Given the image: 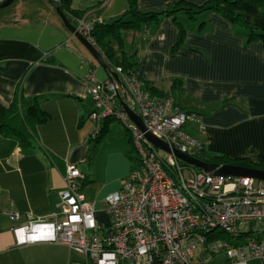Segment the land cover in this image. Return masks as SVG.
Segmentation results:
<instances>
[{"label": "crops", "instance_id": "0c3cea01", "mask_svg": "<svg viewBox=\"0 0 264 264\" xmlns=\"http://www.w3.org/2000/svg\"><path fill=\"white\" fill-rule=\"evenodd\" d=\"M19 1L12 10L0 11V106L8 109L15 99L18 103L16 113L6 119L11 130L6 135L0 129V264H88L84 254L64 244L17 246L13 233L17 223L9 212L48 220L59 211L67 165L81 170L88 163L91 170L80 171L81 190L94 206L98 224L106 227L105 201L121 188L131 169L126 157L130 142L125 133L126 142L116 136V149L105 157L104 181L93 178L97 160L94 154L90 163L89 156L96 126L90 120L93 103L86 81L94 75L105 82L111 75L72 36L48 0H30L27 6ZM181 1L202 6L207 0H137V6L141 11L160 12ZM127 8V0H71V10L105 23ZM237 11L264 32V11L258 5L243 1ZM66 16L76 26L77 18L68 12ZM177 20L186 34L174 55L178 30L172 18H163L149 34L123 33L125 52L137 64L143 89L147 91V84L156 87L183 111L196 115L187 124L188 134L187 125L183 131L202 142L206 157L260 164L264 159V42H249L246 30L216 12L196 21L179 14ZM120 94L124 98L123 88ZM35 106L48 113L46 121L28 118L27 111Z\"/></svg>", "mask_w": 264, "mask_h": 264}, {"label": "built area", "instance_id": "2783aa9c", "mask_svg": "<svg viewBox=\"0 0 264 264\" xmlns=\"http://www.w3.org/2000/svg\"><path fill=\"white\" fill-rule=\"evenodd\" d=\"M102 22L83 16L75 27L95 46L91 33ZM114 70L121 83L114 78L100 82L94 75L86 81L93 138L105 119L115 118L138 155L136 168L105 201L111 227L98 224L81 190L84 176L69 164L58 212L48 220L9 212L17 223V246L64 244L84 254L88 264H264V181L215 176L177 159L174 152L196 159L203 153L202 142L183 131L196 115L170 99L153 97L143 89L139 72ZM124 105L141 118L145 132L129 119ZM147 133L170 152L153 145Z\"/></svg>", "mask_w": 264, "mask_h": 264}, {"label": "trees", "instance_id": "16d2710c", "mask_svg": "<svg viewBox=\"0 0 264 264\" xmlns=\"http://www.w3.org/2000/svg\"><path fill=\"white\" fill-rule=\"evenodd\" d=\"M243 1H249L252 4L258 5L264 11V0H207L206 3L202 6H196L181 1L160 12L141 11L137 6V0H127V10L109 23H105L103 21L102 24H97L91 33V38L96 48L99 49L101 55L109 63V65L114 69L121 68L122 71L127 75L139 72V69L137 70V64L133 61L132 58L128 57L125 52L123 33L127 31H143L149 34L153 27H157L160 25V23L163 21V18H172L178 30V41L172 49V54L174 55L179 51V48H181L186 34L185 28L177 20L179 14H185L190 20L196 21L199 16L203 14L216 12L222 15L226 20H228L235 26L241 27L246 30L249 42L252 40H261L264 42V32H259L258 30H256L249 22H247L243 18L242 14L237 11V8ZM60 8L65 13V15L66 12L74 15L76 18H82L85 15L84 13L71 10V0H61ZM109 79H113V77L109 76ZM173 83L174 89L177 80H175ZM178 86L181 88V81L178 82ZM146 88L153 97L168 99L166 97V94L156 87H150L147 84ZM16 101L17 100L15 99V102L8 109H4L2 106H0V129L3 134L7 135V132L11 130L6 123V119L7 116L16 113L15 110L18 106V103ZM118 106L120 107L119 104ZM27 116L34 122L37 121V123H42L49 117L48 113L40 110L36 106L31 107L27 111ZM114 120L116 119L107 118L103 121L100 134L92 140L94 146L102 142L103 139L107 136V134L109 133L110 123ZM128 140L130 141V143H132L130 136ZM91 150L89 161L91 160ZM197 159L220 166L232 165L264 171V159L258 165L252 164L246 160L233 161L226 157L208 158L203 153L200 154Z\"/></svg>", "mask_w": 264, "mask_h": 264}, {"label": "water", "instance_id": "95a60500", "mask_svg": "<svg viewBox=\"0 0 264 264\" xmlns=\"http://www.w3.org/2000/svg\"><path fill=\"white\" fill-rule=\"evenodd\" d=\"M49 3L52 5L56 13L60 16L62 21L64 22L66 28L68 31L77 38V40L86 48V50L92 55L94 60L104 69L106 70L116 81L121 83L119 76L115 72L114 68L109 65V63L104 59V57L101 55L98 48H96L88 39H86L78 30L77 28L70 23V21L67 19V16L65 13L61 10L60 4L55 2V0H48ZM15 0H5L0 4V10L5 9L9 6H11ZM124 109L129 117V119L136 124L143 132L146 131L143 122L141 118L136 114L134 110H132L130 107L124 105ZM148 140L158 147L159 149L165 150L167 152H170L169 147L153 137L150 133L146 134ZM177 159L183 161L184 163L188 165H192L197 169H201L205 172L212 173L215 176H221V177H231V178H250V179H256L258 181H264V171L263 170H255V169H248L244 167L239 166H220L216 164L207 163L204 161H201L199 159L193 158L191 156H187L184 154H181L179 152H174Z\"/></svg>", "mask_w": 264, "mask_h": 264}, {"label": "rangeland", "instance_id": "374dc122", "mask_svg": "<svg viewBox=\"0 0 264 264\" xmlns=\"http://www.w3.org/2000/svg\"><path fill=\"white\" fill-rule=\"evenodd\" d=\"M19 0H17L16 2H15V4H13L11 7L9 6V7H7V8H5V9H2V10H0V11H2V12H4V10H12V8H14V6H17L18 4H19ZM24 4H25V6H27V5H29L30 4V0H24ZM126 47H124V49H125ZM127 50V53L128 54H130L131 53V46L128 48V49H126ZM189 124H191V122H188V125ZM186 126L185 127V132H186V130H188V127L190 126ZM109 129H110V132L108 133V135L106 136V141L102 144V146L100 147V149H99V151H98V153H97V155H96V153L95 152H97L96 151V149H97V146L98 145H96V146H94V143L92 142V143H90L91 144V160H90V163L92 162V160H93V157H92V153H93V156H94V154H95V156H96V158H95V160H97V163H96V168H95V171H96V173H92V175L94 176L93 178H95L98 182H100V183H102L103 181H104V173H105V167H106V164H105V161H106V155L109 153V152H111V151H114L116 148H114V144H117V142H118V140L116 139V136H120V137H122V138H124V140H125V142H126V139H125V137H124V135H123V133H125L126 135H127V138H129V133H128V131L126 130V128L123 126V124L121 123V122H119L118 120H114V121H112L111 123H110V127H109ZM189 131V130H188ZM187 134H188V132H186ZM194 133H197V131L195 132L194 131ZM190 134V133H189ZM199 134V133H198ZM103 140H105V139H103ZM130 142V141H129ZM124 143V142H123ZM127 146H128V153H126V157H127V159H128V161H129V163H131V169H130V171H132V170H134L135 168H136V165H137V157H138V155H137V152H136V150H135V148H134V146L132 145V143H127ZM96 147V148H95ZM95 148V149H94ZM93 149H94V151H93ZM120 150V149H119ZM119 150H117V151H119ZM94 156V157H95ZM109 159V157H107V160ZM94 160V161H95ZM101 162L103 163V166H102V164H101ZM91 165H89L88 163L85 165V166H81V170H79V171H90L91 170ZM101 167H103L102 168V170H101ZM93 170V169H92ZM89 174L91 175V173L89 172ZM92 177V176H91ZM94 188H97V187H94ZM108 216V215H107ZM108 218V220H109V224L106 226V227H111V225H112V222H111V219H110V217L108 216L107 217ZM248 264H261L259 261H250Z\"/></svg>", "mask_w": 264, "mask_h": 264}]
</instances>
